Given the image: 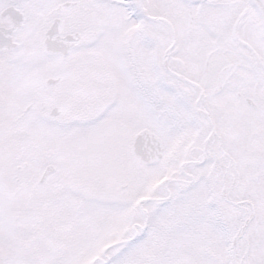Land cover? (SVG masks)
Returning <instances> with one entry per match:
<instances>
[{
	"label": "snow or ice",
	"instance_id": "obj_1",
	"mask_svg": "<svg viewBox=\"0 0 264 264\" xmlns=\"http://www.w3.org/2000/svg\"><path fill=\"white\" fill-rule=\"evenodd\" d=\"M0 264H264V0H0Z\"/></svg>",
	"mask_w": 264,
	"mask_h": 264
}]
</instances>
